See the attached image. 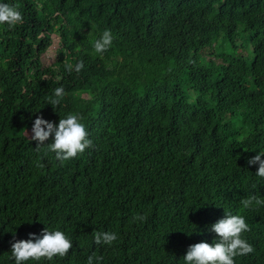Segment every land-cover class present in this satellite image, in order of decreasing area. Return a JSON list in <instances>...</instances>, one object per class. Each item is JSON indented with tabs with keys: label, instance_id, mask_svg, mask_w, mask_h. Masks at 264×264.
Segmentation results:
<instances>
[{
	"label": "trees",
	"instance_id": "16d2710c",
	"mask_svg": "<svg viewBox=\"0 0 264 264\" xmlns=\"http://www.w3.org/2000/svg\"><path fill=\"white\" fill-rule=\"evenodd\" d=\"M0 3L23 15L0 25V264H15L11 244L45 228L72 249L25 264L93 254L99 264H185L190 245L218 241L210 229L225 209L245 217L255 249L235 264H264V206L241 203L264 199L258 164H248L264 152V0ZM105 29L115 38L100 56ZM57 87L66 96L54 109ZM77 113L93 146L63 164L24 133L37 116L58 125ZM97 231L118 239L98 245Z\"/></svg>",
	"mask_w": 264,
	"mask_h": 264
},
{
	"label": "clouds",
	"instance_id": "9594fccd",
	"mask_svg": "<svg viewBox=\"0 0 264 264\" xmlns=\"http://www.w3.org/2000/svg\"><path fill=\"white\" fill-rule=\"evenodd\" d=\"M23 23V15L17 6L8 3H0V25L6 24L9 28H14ZM114 36L110 29H105L102 35L94 42V51L102 56L108 51L114 41ZM85 67L83 60H79L75 65L68 64L67 71L73 70L80 73ZM66 96L63 87L54 90V96L48 98V103L54 109L61 105ZM83 117L77 114H68L65 118H60L58 125L46 120L42 115L37 116L32 124L30 139L36 141V148L47 145V152L55 153V157L62 164L65 161L77 157L86 149L93 146L89 139L88 131L82 122ZM52 138L51 143H45ZM264 152H258L248 160L249 165H257L256 175L264 178ZM245 209L264 206V199L258 196H250L241 201ZM147 219L146 215L137 214L133 217L134 221L143 222ZM211 231L218 236V241L208 243L201 241L188 247L184 255L185 264H235V257L245 256L255 251L244 234L251 231L243 215H234L225 209V215L211 225ZM191 234V233H189ZM29 239L15 240L11 244L12 257L15 264H25L29 260L40 261L42 258L52 260L54 257H65L73 247L72 240L60 230L49 231L48 228L42 230V236L29 234ZM118 239L115 232L97 231L94 233L96 244H106L111 246ZM102 257L90 255L87 264H93Z\"/></svg>",
	"mask_w": 264,
	"mask_h": 264
},
{
	"label": "rangeland",
	"instance_id": "374dc122",
	"mask_svg": "<svg viewBox=\"0 0 264 264\" xmlns=\"http://www.w3.org/2000/svg\"><path fill=\"white\" fill-rule=\"evenodd\" d=\"M53 41H54L53 45L43 55V62H44L45 65L51 63L55 59V57H56L57 50L59 48V37L56 34L53 35ZM242 42L243 41L241 39H239V43H242ZM239 51H240V48H239ZM246 55L248 56V60L252 61V59H251L252 56L250 55V53L248 52V50H246ZM208 57H210V56H208ZM24 133L27 136H31V128L25 129L24 130Z\"/></svg>",
	"mask_w": 264,
	"mask_h": 264
}]
</instances>
